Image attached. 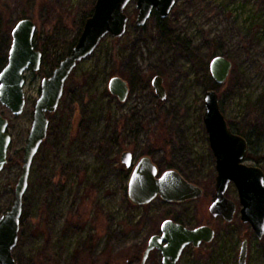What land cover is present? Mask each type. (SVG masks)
Here are the masks:
<instances>
[{
    "label": "rangeland",
    "instance_id": "1",
    "mask_svg": "<svg viewBox=\"0 0 264 264\" xmlns=\"http://www.w3.org/2000/svg\"><path fill=\"white\" fill-rule=\"evenodd\" d=\"M96 0H0L5 22L14 26L25 11L37 33L50 35L66 52L84 13ZM137 0L126 8L129 24L121 38L107 35L80 62L65 86L58 110L49 115L51 130L37 154L23 200L25 226L15 257L19 264H141L148 241L164 220L179 216L186 226L211 225L214 241L188 246L179 264H239L248 241L246 264H264V237L241 220L236 186L227 196L238 204L233 222L214 218L216 158L204 123L205 70L223 55L233 62L231 75L218 90L228 121L252 141L248 164L264 169V0H177L163 32L156 15L139 27ZM190 39L194 55L175 40ZM12 43L1 42L0 56ZM164 78L167 98L153 87ZM130 86L125 102L109 89L113 77ZM42 73H26L27 106L21 116L1 104L12 136L8 163L0 172V216L11 209L22 172L23 153L39 98ZM129 150L137 163L153 153L160 172L174 163L204 195L181 203L157 198L145 206L131 202L121 155ZM169 213L172 215L169 216ZM146 264H162L153 251Z\"/></svg>",
    "mask_w": 264,
    "mask_h": 264
},
{
    "label": "water",
    "instance_id": "2",
    "mask_svg": "<svg viewBox=\"0 0 264 264\" xmlns=\"http://www.w3.org/2000/svg\"><path fill=\"white\" fill-rule=\"evenodd\" d=\"M132 0H96L93 13L85 21L77 43L56 67L53 73L41 82L39 98L34 105L32 126L23 153L22 172L15 189V201L10 210L0 216V264H18L14 250L19 242L23 217V200L29 188L33 162L48 137L51 121L63 96L69 77L78 64L91 56L107 36L123 37L128 28L129 16L126 8ZM177 0H137L139 10L136 23L139 27L147 24L157 13L161 19L170 17ZM37 24L31 18L16 23L12 30V43L7 64L0 71V102L14 116H21L27 106L25 92L26 73L40 71L43 54L35 46ZM233 62L226 56L218 55L210 61V73L214 81L222 85L229 79ZM157 96L167 98L164 78L156 75L152 80ZM110 92L125 102L130 93L128 82L122 77H113ZM204 123L210 147L216 158L215 198L209 208L214 218H223L231 223L238 211V204L227 196L234 184L241 204V220L249 224L259 239L264 237V169L248 164L249 141L236 133L222 111L220 95L216 89H209L205 96ZM9 120L0 113V172L8 163L12 136L8 132ZM121 162L132 169L128 182V196L131 202L145 206L157 198L169 203H181L199 199L204 195L201 186L187 180L177 169L160 172L151 156L141 158L137 163L134 155L126 150ZM216 231L211 225L190 228L172 219H166L161 232L148 241L141 264H146L153 251L162 254V264H179L188 246L199 248L214 241ZM248 241L244 240L239 255V264H246Z\"/></svg>",
    "mask_w": 264,
    "mask_h": 264
},
{
    "label": "trees",
    "instance_id": "3",
    "mask_svg": "<svg viewBox=\"0 0 264 264\" xmlns=\"http://www.w3.org/2000/svg\"><path fill=\"white\" fill-rule=\"evenodd\" d=\"M93 10H94V7H91L82 16V18H81V20L79 22L78 32H77L74 40L68 46L66 52L61 51L58 43L53 39L52 36H50V35H41V34L36 32V35H35V46L43 54L42 66H41V69L39 71L40 73H42L46 77L50 76L53 73L54 69L56 67H58L60 62L67 55L70 54L72 48L77 43L78 38H79V36H80V34H81L82 30H83L85 21L87 20L88 17H90L92 15ZM4 13L5 12H4L3 8H0V48H1V42L6 38V36L10 35V33L12 34V30L14 28V23L13 22H10V21L9 22H5ZM154 15L157 16L158 25H159L160 30L163 31V32H168L169 33L170 30H171L170 23H169V18L161 19L158 16L157 13H154ZM20 18H21L20 20H22L24 18H28L27 13L24 11ZM175 40L179 44L183 45V47L187 51H190V53H192L194 55V49H193L192 42L190 41V39H188L187 37L182 36V35L179 34V35L175 36ZM8 55L9 54L6 51L5 54H4V59L2 58V56H0V71L7 64ZM196 61H197V65L199 67H201V68H204V70H205V78H204V80H205L206 89H208V90L209 89H216L218 91L225 83L222 84V85H219V84H217L214 81V79L212 78L211 73H210V62H204L203 60L199 59L198 56L196 57ZM221 108H222V105H221ZM222 111H223V109H222ZM228 122H229V125L231 126V128L236 133L241 134V135H243L244 137H246L248 139L249 145H250V152L248 154V159H256L257 162H261V159H262L261 157H255L253 155V153H251L252 150H253L252 141L246 136L245 132L242 129H240V128H236L235 125L232 122H230V121H228ZM50 130H51V128L49 129V131ZM48 135H49V133H48ZM22 153H24V150H22ZM148 154L151 157L153 156V153H151V152H149ZM169 168L170 169H176L177 166H176V164L171 163ZM122 171L125 173V178L128 179L130 177V175H131L132 169H127L126 167H122ZM171 215L172 214L169 213V216H171ZM172 220H174L176 222H179V223H182V224L185 225V223L183 222L182 219H180L179 216L173 217ZM24 226H25V221H24V218L22 217L21 229ZM19 239H20V235H19ZM17 247H18V244H17L16 248ZM14 257H15V253H14ZM15 259H16V257H15ZM16 261H17V259H16Z\"/></svg>",
    "mask_w": 264,
    "mask_h": 264
}]
</instances>
